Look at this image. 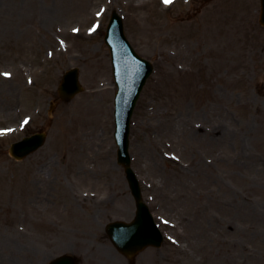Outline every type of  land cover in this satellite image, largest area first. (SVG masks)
I'll return each mask as SVG.
<instances>
[{"label":"rangeland","instance_id":"374dc122","mask_svg":"<svg viewBox=\"0 0 264 264\" xmlns=\"http://www.w3.org/2000/svg\"><path fill=\"white\" fill-rule=\"evenodd\" d=\"M171 4L0 0V264L61 255L103 264L106 250L115 264H264L259 0ZM113 10L154 67L132 116L130 155L164 242L132 262L105 232L134 215L112 137L103 39ZM72 69L83 91L65 102L57 88ZM34 133L45 134L42 148L9 156Z\"/></svg>","mask_w":264,"mask_h":264},{"label":"water","instance_id":"95a60500","mask_svg":"<svg viewBox=\"0 0 264 264\" xmlns=\"http://www.w3.org/2000/svg\"><path fill=\"white\" fill-rule=\"evenodd\" d=\"M260 1L259 23L264 27V0ZM104 40L109 48L113 78L117 86L114 101V140L117 146V162L124 168L125 178L136 208L132 222H113L106 226V232L116 249L124 256L132 258L148 246L160 247L162 244V236L148 207L142 201L140 186L130 167L128 153L131 116L153 67L150 62L134 52L124 36L122 20L115 12L109 21ZM81 91L77 70L68 71L59 85V97L69 101ZM44 140V134L33 135L13 144L9 153L14 159L21 160L41 147ZM50 264H78V261L75 257L63 255Z\"/></svg>","mask_w":264,"mask_h":264},{"label":"bare ground","instance_id":"6f19581e","mask_svg":"<svg viewBox=\"0 0 264 264\" xmlns=\"http://www.w3.org/2000/svg\"><path fill=\"white\" fill-rule=\"evenodd\" d=\"M175 3V1L170 5V7ZM141 6V5H139ZM72 34V33H71ZM73 35H78V32H74ZM103 256L99 258V260H103L102 262H105L103 264H115L117 262L118 258H113L112 254H109V251L106 250V252H102Z\"/></svg>","mask_w":264,"mask_h":264},{"label":"snow or ice","instance_id":"6c2138e0","mask_svg":"<svg viewBox=\"0 0 264 264\" xmlns=\"http://www.w3.org/2000/svg\"><path fill=\"white\" fill-rule=\"evenodd\" d=\"M163 3L166 5L173 3V0H163Z\"/></svg>","mask_w":264,"mask_h":264}]
</instances>
